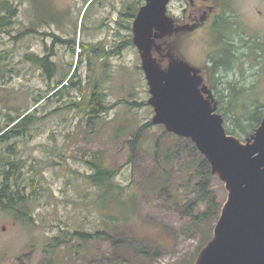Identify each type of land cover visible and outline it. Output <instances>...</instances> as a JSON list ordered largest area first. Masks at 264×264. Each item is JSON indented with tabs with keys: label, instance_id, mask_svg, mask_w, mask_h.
<instances>
[{
	"label": "rangeland",
	"instance_id": "obj_1",
	"mask_svg": "<svg viewBox=\"0 0 264 264\" xmlns=\"http://www.w3.org/2000/svg\"><path fill=\"white\" fill-rule=\"evenodd\" d=\"M8 1L17 15L10 28L0 30V125L35 109L24 135L0 144L1 155L18 163L15 188L30 215L0 209V264H195L227 190L208 163H201L204 156L189 138L152 123L132 32L145 0ZM220 5L225 29L219 22L221 31L209 33L205 22L172 36L174 55L205 68L216 59L223 37L238 49L247 40L264 46V0ZM183 7L182 0H172L168 15L180 17ZM46 54L55 64L50 79L25 57ZM254 54L240 51L230 67L206 74L217 105L225 106L227 95H237L231 89L242 87L251 92L243 100L264 105V60ZM93 90L107 107L97 115L87 108ZM217 112L222 113L218 107ZM94 156L117 172L119 196L100 199L88 181ZM200 180L207 181L216 212L214 201L196 195ZM129 196V204L123 203ZM75 229L106 235L74 236L54 252L44 248L51 236Z\"/></svg>",
	"mask_w": 264,
	"mask_h": 264
},
{
	"label": "water",
	"instance_id": "obj_2",
	"mask_svg": "<svg viewBox=\"0 0 264 264\" xmlns=\"http://www.w3.org/2000/svg\"><path fill=\"white\" fill-rule=\"evenodd\" d=\"M169 2L145 0L132 23L133 43L149 87L152 123L189 138L227 190L195 264H264V115L244 140L226 131L201 70L164 47L179 29L167 13Z\"/></svg>",
	"mask_w": 264,
	"mask_h": 264
},
{
	"label": "trees",
	"instance_id": "obj_3",
	"mask_svg": "<svg viewBox=\"0 0 264 264\" xmlns=\"http://www.w3.org/2000/svg\"><path fill=\"white\" fill-rule=\"evenodd\" d=\"M89 1V0H88ZM86 2V4L88 3ZM17 15L16 7L9 2L8 0H0V30H5L10 28L12 25L13 18ZM59 39V38H57ZM57 41H60L57 40ZM93 51V50H92ZM50 54L45 56L37 55H26L28 61H32L34 64H38L45 73L48 75V79L52 77V72L54 71V62L50 60ZM218 64V63H217ZM215 73V72H213ZM71 78V75H70ZM71 85L75 83L70 81ZM52 89L46 97L48 99L50 96L54 95L59 89ZM232 92H236V96L227 95L230 98L227 104L224 106L222 103L217 105L218 109L222 112L221 115L224 120V127L229 134H232L241 140H244L246 137L252 133L256 128L260 120L262 119L263 104L258 102H248L243 100L244 97L249 96L247 89L244 87L240 89H231ZM101 94L96 90H93L90 98L88 99L87 108L89 109L88 113L97 115L101 111L107 109L106 105L101 101ZM39 101V100H36ZM264 106V105H263ZM35 109V108H34ZM28 110L20 112L15 116H9L7 121L0 125V144L14 138L17 136L24 135L29 126L33 123V113ZM166 133V131H164ZM8 146L7 148H9ZM201 163L206 164V160L200 155ZM91 172L87 175L88 181L99 189L100 199L119 196L121 193L118 192L117 186L114 184V178L117 175V172L112 169L108 164L105 163L104 159L99 156H94L88 161ZM16 168H18V163L16 159H12L9 154L0 153V209L9 212H17L19 216L26 217L30 219L28 213V208L25 204L27 201L23 198L22 195L18 194L15 186L19 185V176L16 173ZM196 195L201 199H208L210 202L214 201L210 190L207 187V181L204 180L198 181L196 184ZM133 196H129L124 199L123 203L129 204V201ZM213 204V202H212ZM214 212L217 210V203L214 201ZM115 216V215H114ZM201 218H204L203 214ZM24 220V219H22ZM118 222V219L117 221ZM106 235L103 231L97 230L94 232H86L82 230L75 229L72 233H58L49 238V241L45 244V249L51 252L58 250L63 245L68 244L74 236H77L83 240L99 238L103 235Z\"/></svg>",
	"mask_w": 264,
	"mask_h": 264
},
{
	"label": "flooded vegetation",
	"instance_id": "obj_4",
	"mask_svg": "<svg viewBox=\"0 0 264 264\" xmlns=\"http://www.w3.org/2000/svg\"><path fill=\"white\" fill-rule=\"evenodd\" d=\"M172 0H170L171 2ZM185 4V7L182 9V15L180 17H172L174 19V24L179 29L177 31H173V33L164 41V47L168 50H171L170 42L171 37L173 38L177 36L179 33L182 32H193L200 26H202L205 22H207L206 26L209 33L214 30L221 31V28L225 29L226 26V19L223 16V9L220 5L221 0H182ZM168 3V5L170 4ZM168 5H167V11H168ZM219 11H222L221 13ZM168 13V12H167ZM228 13V12H227ZM224 14V15H227ZM221 22L220 25H222L221 28H216L218 23ZM216 23V24H215ZM215 24V25H214ZM216 28V29H215ZM227 39L223 37L222 45H220L217 53H216V59L213 60L210 64H207L205 68H199L202 72V75L204 77V80L207 83L206 74H210L211 72H216V68L219 66H226L230 67L239 57L238 53L240 51L245 50V56L250 54H253V57L259 61L264 60V46H254L253 41H248L245 43L240 41V49H238L234 42L231 40L226 41ZM244 49V50H242ZM154 56H158L154 53ZM159 60V59H157ZM167 60L162 61L160 59V62H162V65L165 64ZM218 63V64H217ZM209 87V86H208Z\"/></svg>",
	"mask_w": 264,
	"mask_h": 264
}]
</instances>
